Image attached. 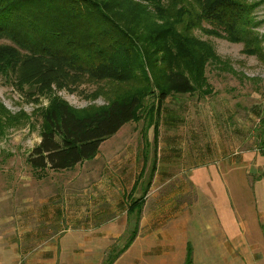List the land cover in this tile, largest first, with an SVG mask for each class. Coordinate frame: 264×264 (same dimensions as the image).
Listing matches in <instances>:
<instances>
[{
  "label": "rangeland",
  "instance_id": "obj_1",
  "mask_svg": "<svg viewBox=\"0 0 264 264\" xmlns=\"http://www.w3.org/2000/svg\"><path fill=\"white\" fill-rule=\"evenodd\" d=\"M252 1H257L250 2L256 3L251 11L255 36L249 35L257 40L254 52L243 41L195 28L194 38L211 47L212 53L205 57L195 90L168 95L157 117L143 111L138 119L125 123L118 135L104 140L95 159L68 169H39L27 161L40 141L43 110L56 97L80 111L100 106L107 102V93L118 92L122 85L108 86L85 76H71L66 70L51 73L44 84L22 81L20 65L0 69V238L20 239L29 255L59 253L64 230L83 232L115 216L116 211L125 217L132 168L141 163L142 143L145 148L148 145L152 159L154 128L160 159L172 157L170 168L181 169L178 178L187 181L189 196L205 194L197 200L198 206L203 202L205 208L220 211L231 197L237 209L243 208L242 195L251 187L239 175V183L233 182L227 173L229 164L264 152V0ZM203 28L211 27L203 24ZM34 68L39 69L24 70ZM149 100L144 99L143 105L149 106ZM248 149L253 152L246 153ZM155 184L162 194L176 189L173 181L152 187ZM141 193L138 188L133 195ZM206 220L210 221L209 216ZM131 226H126L118 240H109L106 257L124 245Z\"/></svg>",
  "mask_w": 264,
  "mask_h": 264
},
{
  "label": "trees",
  "instance_id": "obj_2",
  "mask_svg": "<svg viewBox=\"0 0 264 264\" xmlns=\"http://www.w3.org/2000/svg\"><path fill=\"white\" fill-rule=\"evenodd\" d=\"M252 0H0V69L20 65L25 81H50L66 70L96 82L120 83L100 106L76 110L56 97L43 110L39 143L27 161L63 170L92 159L100 145L143 111L160 114L172 93H190L200 82L211 47L193 30L243 41L257 48ZM203 24L211 27L203 28ZM255 36V35H254ZM250 37H253L250 39ZM33 66L39 69L25 72ZM46 69L50 70L45 73ZM63 72V71H62ZM70 74V73H69ZM67 74V75H69ZM195 83V84H194ZM102 91V90H101ZM149 98V106L143 100ZM145 106V107H144ZM1 107V106H0ZM142 200H133L134 225L113 261L137 233ZM184 264H193L187 246Z\"/></svg>",
  "mask_w": 264,
  "mask_h": 264
},
{
  "label": "crops",
  "instance_id": "obj_3",
  "mask_svg": "<svg viewBox=\"0 0 264 264\" xmlns=\"http://www.w3.org/2000/svg\"><path fill=\"white\" fill-rule=\"evenodd\" d=\"M157 132L154 128L152 159L149 161L148 145L145 148L146 143H142L141 163L135 170L132 168L133 182L126 194L125 217L116 211L115 216L83 232L64 230L59 253L49 250L29 255L26 245L21 248L20 239L5 236L0 238V264H101L106 258L105 250L111 245L109 240H118L127 225L133 228L134 219L128 218L133 215L129 213L133 200H142L137 233L112 264H184L188 245L192 248L193 264H264V152L231 161L227 173L234 177L233 182L239 183L236 178L239 175L240 181L244 179L251 189L242 195L243 208L237 209L230 197L217 212L216 208H205L203 202L198 206L197 200L204 199L203 192L188 195L187 181L178 178L181 169L170 168L172 157L160 159L156 151ZM250 152L253 150L246 153ZM172 181L176 189L166 194L156 184L152 187L153 183L165 185ZM138 188L142 193L135 197L133 192ZM236 195L241 198L240 193ZM208 216L210 221L206 220Z\"/></svg>",
  "mask_w": 264,
  "mask_h": 264
}]
</instances>
